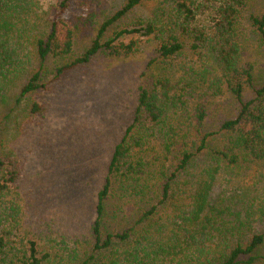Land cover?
Listing matches in <instances>:
<instances>
[{
  "label": "trees",
  "instance_id": "trees-1",
  "mask_svg": "<svg viewBox=\"0 0 264 264\" xmlns=\"http://www.w3.org/2000/svg\"><path fill=\"white\" fill-rule=\"evenodd\" d=\"M145 1L74 16L72 0H55L48 11L39 0H0V104L16 87V103L51 89L98 53H131L143 37L163 63L149 66L138 87L85 248L63 237V250L43 249L19 236L22 209L8 198L19 168L0 155V264H264V183L260 176L249 196L238 180L264 161V64L254 58L264 48V7L157 0L153 15L135 16ZM88 24L93 34L78 49ZM129 35L137 38L124 42ZM223 101L233 111L221 110ZM44 110L33 101L26 111ZM241 192L245 199L234 196Z\"/></svg>",
  "mask_w": 264,
  "mask_h": 264
},
{
  "label": "rangeland",
  "instance_id": "rangeland-1",
  "mask_svg": "<svg viewBox=\"0 0 264 264\" xmlns=\"http://www.w3.org/2000/svg\"><path fill=\"white\" fill-rule=\"evenodd\" d=\"M124 1L88 0V7H83L72 0L71 14L84 15L87 10L110 12ZM39 2L42 11L55 4V0ZM159 6L157 0H146L134 15L151 16ZM263 7L264 0H256L254 9ZM80 33L78 49L93 34V26L88 24ZM132 36L123 41L137 38ZM154 49L155 42L143 37L139 48L131 53H98L88 63L52 81L51 89L33 92L16 103V87L0 104V155H12L19 168L14 192L8 198L22 209L20 237L36 239L43 249L63 250V237L85 248L95 219L97 193L114 145L132 122L138 87L144 83L149 66L154 71L163 66ZM254 58L264 64V48ZM258 68L262 72L259 78H264L262 65ZM33 101L41 103L45 110L27 114ZM232 106L223 101L221 110L228 107L229 112L233 111ZM210 117L214 122L218 118ZM260 176L264 183V161L257 169L239 172L242 191L249 196V192L258 193ZM222 181L216 179L215 184ZM232 185L225 183L228 189ZM219 190L223 188L215 191ZM234 196L245 199L244 192ZM228 199L237 202L232 196Z\"/></svg>",
  "mask_w": 264,
  "mask_h": 264
}]
</instances>
